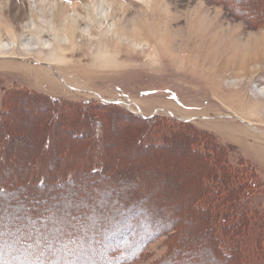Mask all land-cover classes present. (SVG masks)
<instances>
[{
    "label": "rangeland",
    "instance_id": "obj_1",
    "mask_svg": "<svg viewBox=\"0 0 264 264\" xmlns=\"http://www.w3.org/2000/svg\"><path fill=\"white\" fill-rule=\"evenodd\" d=\"M0 42V264L264 262V0H0Z\"/></svg>",
    "mask_w": 264,
    "mask_h": 264
},
{
    "label": "trees",
    "instance_id": "obj_2",
    "mask_svg": "<svg viewBox=\"0 0 264 264\" xmlns=\"http://www.w3.org/2000/svg\"><path fill=\"white\" fill-rule=\"evenodd\" d=\"M221 2H226L227 0H220ZM234 11H237V12H239L240 13V6H238V7H234V8H232ZM238 10H240V11H238ZM54 99V98H53ZM77 135H82L81 133H79V134H77ZM240 168H244L243 166H239ZM235 168H237V167H235ZM234 169V168H233ZM236 170L237 169H234V171H232V173L233 172H235L236 173ZM241 173V172H240ZM223 176V177H222ZM214 176H212V180H214ZM217 178H219V181H218V184L216 185V191H215V193H214V195H215V197H216V199H218V201L219 202H214L215 204H214V206H218V207H222V212H224V213H226L225 215H227L228 216V210H230V211H234L235 210V208L236 209H240L239 207H240V204H239V193H240V191H242L241 189V186H244V184H243V181H245L244 180V178L241 176V179L242 180H240L239 178H238V181H236L235 179L236 178H234L233 180H232V182L231 181H229L228 180V178L227 177H225V175L221 172L220 173V175L218 176V177H216L215 179H217ZM246 179L247 180H249V178H247L246 177ZM216 183H217V180H216ZM42 185H44L43 184V182H39V183H36L35 184V186H38V187H40V186H42ZM23 187H25V185H23V184H20V186H19V188L20 189H23ZM2 192H4V191H2ZM1 192V193H2ZM6 192H4V194H5ZM248 193V192H247ZM3 194V193H2ZM210 196H212V193H210ZM213 199V198H212ZM211 199V200H212ZM213 201V200H212ZM244 212L245 211H247V208H245L244 210H243ZM244 212H240L241 213V216L243 217V214H244ZM246 219V220H245ZM245 219H242V221H232V220H225V222L227 221V226L229 227L228 229H226L225 230V237H227L228 238V240H230V239H233V238H235V237H233V238H231V236H233V235H237V232L238 231H244L247 227H248V225L249 224H247V218H245ZM232 221V222H231ZM218 222H219V220H218ZM223 223V222H222ZM238 224V225H237ZM224 226V225H223ZM232 226H234L236 229H232L233 227ZM219 229V231H220V227L218 228ZM231 229V230H230ZM237 229H238V231H237ZM221 232H223V231H221ZM222 234V233H221ZM223 236H224V232H223ZM256 235H254L253 233H252V237L251 238H249V239H247V240H245V242H241V244H240V249H243V247H246V248H252V246H253V244H255L256 243V245L258 246V249H256L255 251L254 250H252V256H250V258L248 259V262L250 263V264H264V262L263 263H261V259H262V256H259V252L262 250L261 248H262V246L260 245V242H257V239H256V237H255ZM255 242V243H254ZM143 247L144 246H142V247H140V249H137V251H133V253H131V251L130 250H128L127 248H122L121 250H120V252L118 253V256H117V258L114 256V260H116V259H118L119 258V263L118 264H129L134 258H136L137 256H139V254H141V251H142V249H143ZM244 251V250H243ZM263 252H264V250H263ZM256 254H258V256L256 255ZM121 255V256H120ZM260 258V259H259ZM118 261V260H117ZM242 261V260H241Z\"/></svg>",
    "mask_w": 264,
    "mask_h": 264
},
{
    "label": "bare ground",
    "instance_id": "obj_3",
    "mask_svg": "<svg viewBox=\"0 0 264 264\" xmlns=\"http://www.w3.org/2000/svg\"><path fill=\"white\" fill-rule=\"evenodd\" d=\"M33 39H34L33 37L28 39L25 43H23V46H25L26 48L30 47L31 44L34 43ZM0 46H1V48L4 49L5 47L8 46V44L0 42ZM232 58H233L232 56L228 57V55H226V54L225 55L220 54L217 60L213 59L212 63H214V61H215L217 63V65H221V67H217V66L215 67V71L217 72V74H216L217 76L220 77L222 75L223 71H226V69H228V67H230L229 66V62L232 63V65H233L232 69H234V71L232 72V74H234L236 77L237 76H241L244 73L245 74H250V70L247 67H248L249 64H251L253 62L252 58H250V59L243 58L242 59V57H240L238 52H237L236 56L233 59ZM236 58H238V59H236ZM243 63L246 64V65H244ZM241 73H243V74H241ZM239 74H241V75H239ZM259 91H260L261 94H264V87H261V89Z\"/></svg>",
    "mask_w": 264,
    "mask_h": 264
}]
</instances>
